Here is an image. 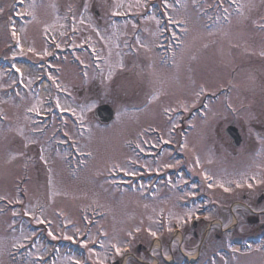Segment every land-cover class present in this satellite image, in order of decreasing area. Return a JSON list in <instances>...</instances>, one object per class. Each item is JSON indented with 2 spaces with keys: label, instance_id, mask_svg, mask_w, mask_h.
Instances as JSON below:
<instances>
[{
  "label": "rangeland",
  "instance_id": "obj_1",
  "mask_svg": "<svg viewBox=\"0 0 264 264\" xmlns=\"http://www.w3.org/2000/svg\"><path fill=\"white\" fill-rule=\"evenodd\" d=\"M173 1L162 7L170 26L164 32L180 46L173 56L157 60L154 46L161 29L153 7L142 0H0V54L8 43L0 60L23 53L10 46L13 33L24 48L45 57L49 48L42 38L49 33L63 43L72 41L71 48L88 49L79 57L89 65L84 78L76 67L61 68L53 87L57 108L73 110L78 121L65 124L78 149L73 153L54 152L45 138L33 134L38 127L26 113L46 108L28 91L34 76L25 72V92L14 89L12 78L0 75V95L6 87L15 97L0 101V264L138 262L121 256L126 246L138 263L155 264V258L163 263L170 252L181 264V254H195L199 241L186 231L182 244L165 237L154 249L156 234L161 227L169 232L172 223L188 220L194 192L156 185L157 170L187 166L197 177L200 172L212 177L219 194L212 192L209 202L216 201L220 211L210 216L223 219L218 224L226 232L215 226L204 245L213 234L223 235L225 243L229 228L251 234L255 226L247 221L249 216L258 218L257 228L264 223V200L256 204L264 193V0H230L239 3L232 16L225 13V1L216 0L221 13L212 27L202 12L214 1ZM148 7L151 12L144 15ZM14 13L24 18L15 21ZM116 15L124 17L117 20ZM93 57L101 62L89 63ZM100 104L114 110L107 126L93 117ZM199 107L204 116L186 118ZM228 125L240 131L237 148L223 133ZM148 127L175 144L173 128L189 130L174 152L164 151L149 161L131 150L137 145L148 153L157 145L154 136L143 133ZM175 152L184 160L175 159ZM89 206L106 216L85 231L78 213ZM162 208L168 211L166 221H158ZM84 235L86 240L78 245ZM42 237L57 248L54 259ZM97 239L100 247L91 248ZM66 243L79 246L83 254H76L73 246L63 248ZM138 245L145 251L135 253ZM261 251L231 254L232 259L224 257L217 264H264Z\"/></svg>",
  "mask_w": 264,
  "mask_h": 264
},
{
  "label": "flooded vegetation",
  "instance_id": "obj_2",
  "mask_svg": "<svg viewBox=\"0 0 264 264\" xmlns=\"http://www.w3.org/2000/svg\"><path fill=\"white\" fill-rule=\"evenodd\" d=\"M261 196H262V199L264 200V193L261 194ZM204 209L206 210V212L201 214V211H200V215L198 216V219L196 222L189 223V222L184 221V220L181 222L178 221L175 224L178 227L176 229H173L172 233L168 234L166 230L160 231L158 240L160 243L162 241V239H164L165 237H168L173 242L178 241L180 244H182L183 242L186 241V236H187L186 231H189L190 236L193 240H196V241L198 240L199 243L202 242V245H199L198 250L196 251L197 252V261L201 259L200 264H217L219 259L216 258V255H220L223 252H225V250L228 247L227 240L225 243H222V238H223L222 236L223 235L213 234L212 239L210 240V243L204 245V241L207 239V237L209 238L210 233L212 232L213 228L217 225H218L217 227L220 229L219 231H221L223 233H225L226 231H224L222 229V227H219V224H218V223H221L223 221V219H219L218 221H216V220L212 219V217H211V216H218V214H219L218 212L220 211L219 204L206 203L204 206ZM162 211H166V210L162 209ZM252 217H250V218H252L253 222H255V223H253V225L255 226V230H253L251 234H238L234 230V228H232V229H229V231H227V232H229L227 237L228 238H238L242 241H245V239H247L249 237L256 236V234L254 232H257L259 230V227L257 228V226H256L258 218L255 216H252ZM205 224H206V226H208L207 228L205 227ZM201 226H204V229H203V233L199 234V230H200ZM258 236L260 237V234ZM183 254L184 253L181 254L182 261L184 260ZM176 263L178 264L177 261H176ZM135 264H139V263L136 262ZM140 264H141V262H140Z\"/></svg>",
  "mask_w": 264,
  "mask_h": 264
},
{
  "label": "water",
  "instance_id": "obj_3",
  "mask_svg": "<svg viewBox=\"0 0 264 264\" xmlns=\"http://www.w3.org/2000/svg\"><path fill=\"white\" fill-rule=\"evenodd\" d=\"M94 115H95V117L97 119H99L102 122H108L112 118L111 110L108 107H105V106L99 107L95 111ZM233 132H235V130L232 129V128H229V129L226 130V133L229 135V137L235 139L234 144L238 145L239 139L236 138V136L233 134Z\"/></svg>",
  "mask_w": 264,
  "mask_h": 264
},
{
  "label": "snow or ice",
  "instance_id": "obj_4",
  "mask_svg": "<svg viewBox=\"0 0 264 264\" xmlns=\"http://www.w3.org/2000/svg\"><path fill=\"white\" fill-rule=\"evenodd\" d=\"M13 35H15V33H13ZM58 107H59V105H58ZM205 179L207 180V179H211V177H209V176H205ZM218 186H220V187H223V185H218ZM238 187H239V185H237ZM209 187H212V185L210 184L209 185ZM249 187H251V185H249ZM224 191L225 192H228L229 191V189L228 188H224ZM50 235H51V233H49ZM153 236H155V233H151ZM114 247H115V245H114ZM119 252H120V249L119 248H117V254H119Z\"/></svg>",
  "mask_w": 264,
  "mask_h": 264
}]
</instances>
